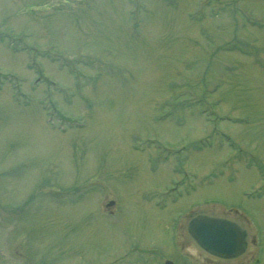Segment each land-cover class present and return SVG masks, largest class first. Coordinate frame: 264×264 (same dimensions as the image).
I'll list each match as a JSON object with an SVG mask.
<instances>
[{
    "label": "rangeland",
    "instance_id": "rangeland-1",
    "mask_svg": "<svg viewBox=\"0 0 264 264\" xmlns=\"http://www.w3.org/2000/svg\"><path fill=\"white\" fill-rule=\"evenodd\" d=\"M0 73V264H208V205L264 264V0H0Z\"/></svg>",
    "mask_w": 264,
    "mask_h": 264
},
{
    "label": "water",
    "instance_id": "water-1",
    "mask_svg": "<svg viewBox=\"0 0 264 264\" xmlns=\"http://www.w3.org/2000/svg\"><path fill=\"white\" fill-rule=\"evenodd\" d=\"M183 230L185 243L217 259L219 264L241 262L247 253L250 234L241 216L231 217L225 212L200 207L188 213Z\"/></svg>",
    "mask_w": 264,
    "mask_h": 264
},
{
    "label": "flooded vegetation",
    "instance_id": "flooded-vegetation-1",
    "mask_svg": "<svg viewBox=\"0 0 264 264\" xmlns=\"http://www.w3.org/2000/svg\"><path fill=\"white\" fill-rule=\"evenodd\" d=\"M199 259V257H197Z\"/></svg>",
    "mask_w": 264,
    "mask_h": 264
}]
</instances>
